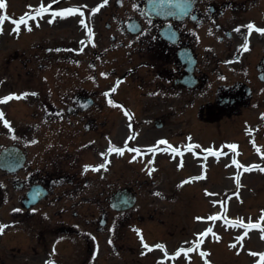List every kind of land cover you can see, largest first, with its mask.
<instances>
[{
  "label": "flooded vegetation",
  "instance_id": "1",
  "mask_svg": "<svg viewBox=\"0 0 264 264\" xmlns=\"http://www.w3.org/2000/svg\"><path fill=\"white\" fill-rule=\"evenodd\" d=\"M170 2L177 4L176 14L162 19L148 15V0H108L101 7L104 23L93 28L94 37L88 43L86 63L92 74L98 72L95 61L104 62L100 60L105 59L109 42H114L122 57L123 80L127 76L134 80L143 99H163L160 106H137L145 110L144 122L154 112L162 124L172 123V117L186 114L189 106H198L200 121L221 122L241 116L242 106H264V35L255 31L249 35L242 27L254 22L264 28V0H196L194 5L188 0ZM164 27L168 35H163ZM237 27L239 32L234 31ZM246 37L249 50L243 51L240 46ZM26 45L22 50L10 48L7 57L13 68L17 65L18 80L31 78L45 84V78L59 80L71 65L82 62L79 47L71 39L55 37L46 45L44 38H38ZM52 49H59V54H52ZM187 54L196 58L191 71L184 62ZM74 78L66 77L65 83L72 84ZM190 83L194 85H187ZM79 95L89 94L76 91L65 106L52 107L49 112L55 118H48L42 109L44 119L35 124L25 113L21 128L13 125L12 106H1L11 128L0 123V152L17 146L24 158L18 169L0 168V210L6 212V218L1 214L0 224L10 225L6 229L16 231L25 241L32 237V249L37 253L61 232L62 210L85 220L108 241L110 191L117 188L116 181H110L107 152L111 145L107 134L111 128L109 106H98L94 101L85 108ZM120 130H124V123ZM86 132L94 136L85 139L81 135ZM124 145L119 136L118 144L112 146ZM105 163L106 168L99 171L84 170L85 165ZM48 216L52 223L46 225ZM132 216H114V224H124Z\"/></svg>",
  "mask_w": 264,
  "mask_h": 264
},
{
  "label": "rangeland",
  "instance_id": "2",
  "mask_svg": "<svg viewBox=\"0 0 264 264\" xmlns=\"http://www.w3.org/2000/svg\"><path fill=\"white\" fill-rule=\"evenodd\" d=\"M51 1L52 0H6V5H7L6 9L0 10V14L4 12H10L17 17L20 15V13L29 9L26 6L31 5L33 6V9H34L38 7L41 3L45 4L47 2L51 4L52 3ZM95 1L96 0H82V1L80 0H74V1L61 0L60 3L55 5V8L56 7L57 8L71 7V4L81 8L82 13L85 15L83 20L88 25V27L94 28L93 26V23L95 22L94 15L96 14H92V9L98 6L97 4H95ZM97 1H100V0H97ZM86 2L88 5L86 4ZM80 13H78L79 14L78 17L77 16L74 17V21L70 20L73 18L74 15L68 16L66 18L67 21L65 22L63 21L55 25V27L54 26H51V27L41 26L40 28L36 27L33 33L27 31L26 29H23L22 32H19L16 36L21 38L22 40H27L31 35H32L31 40H36L38 38V35H41L42 38H44V41L46 40L47 42L53 41L55 37H61L62 39L66 38L69 40L72 39L76 43H81V41L86 42L87 39L89 38L87 28L82 26L79 22L75 21L76 18H82V15H80ZM4 23H7V22H4ZM96 23H97V27H101L102 22L100 20L98 21L97 17H96ZM6 26L7 28H9L7 24ZM7 37L8 36L2 39V44H0V76H2V74L6 72V69H7L6 61L8 60L7 57L10 56L9 51L5 53L6 42H9V40L6 41ZM22 40H18L13 44V45H16V48H18L19 50H22V48H27V45H24L25 41H22ZM81 48H83V51L81 52L85 53L86 47L83 46ZM33 50L34 49L32 47L29 48V51L31 52ZM115 54L119 56L117 52H115ZM13 71H14L15 79L17 80V73L19 72L17 69V65L13 68ZM134 74L132 75L134 76ZM104 80L105 81L109 80V77L108 76L105 77ZM132 82L133 84L135 83L134 80ZM14 86L17 87L15 88V90L27 88V86L23 87L24 85H21L19 87V85L15 83H14ZM102 87H105V85H102ZM130 90H131L130 87L126 85L121 90V92L116 96L117 99H121L125 101V97H126V101L130 103L131 105L135 106L137 105V101H139L142 106H151L149 97H147V100L143 99V102L141 101L140 90H138V92H136L135 95L129 94L128 92ZM256 97L261 98V95L260 96L257 95ZM155 104L156 106H159L158 101H155ZM15 106L16 108L17 106H25V103L19 102V104L17 103L15 104ZM109 106H111V104H109ZM134 106H131V108H135ZM248 107L250 109L244 110V117H245L244 119L248 120V122H251V123L255 122L254 119H255L256 114H259V116H262V114H264V106H254L253 108L251 106H248ZM149 117H154V115H151ZM13 119H14V122H16L17 120L18 124L21 125V119H22L21 111L17 113L16 110H14ZM237 120L238 119H234V121L232 122L228 121L220 125H222L224 129H229L230 127L234 125V122ZM193 121L196 123L195 120ZM239 126L242 127L241 125ZM192 127L193 126L188 124L185 127V129L192 128ZM185 129H183L184 132H185ZM169 130H171V127H168V126H165V128L163 129V131H169ZM175 130H179V128H175ZM219 130H220V127H217V126H214L213 129H204L201 132V137L203 141L208 142L211 138H216L219 134ZM235 130L236 131H234V136L238 137L239 130L237 129ZM258 134L264 140V131H262V134H260L259 132ZM226 138L232 139L229 136ZM246 147H247V150H245L246 154L249 155L247 160H253V161H256L257 163L259 162L261 164H264L263 162L264 158L263 159L262 157L258 158L257 156L252 154V151L249 148L250 146L248 145V143L246 144ZM161 162L164 163L163 160H161ZM224 163H225V160H224ZM173 164L176 166L175 160ZM187 164L188 166L184 168L182 172L178 171L179 175L178 174H174V175L181 178L182 176H185L186 174L194 173L195 170H192L191 167H195V164L192 165L190 160L188 161ZM219 172L220 174H215L216 172H213V169H206L204 177L202 179H197L198 180L197 182H194L190 185L189 190H188V193H189L188 199L191 200L190 218L188 217L187 219L188 228H185L183 230H186L189 233V235L192 234L193 230H198L196 229V227L197 228L199 227L200 229H207L209 226L213 225L215 229L221 230V237L223 238L222 240L223 242H221L219 245H213V246L209 245V247L213 251L210 259L213 262V264H233L238 261V258H234L231 261L232 256L230 252H226V250L225 252H222V249H224L226 245H229L230 240L236 236V233L234 232L235 227H232L229 223H228L229 228L224 227L223 223H221V226H219L218 222L216 223V220H209L207 218L210 216H217V215L221 216V213H224V211L222 212V209L220 212L221 203L222 205L227 206V208L229 207L227 214L221 216L226 220V222L240 220L246 214L249 216L256 215L260 210L264 209V175H263L264 171H261L259 169L257 170V173L254 174L253 170L251 171H245V169L241 170L242 176L246 177L245 182H247V184H245V186L248 189L246 190V192L244 189H241L239 187H235L232 185V181L229 177L230 173H228V171L226 172V171L220 170L218 171V173ZM199 173L200 172L198 170V173L195 176H197ZM135 177L139 178L140 180L145 178L143 173H140V174L133 173L132 174V171H129L125 173V176L114 177L113 179L117 182V185H123V184L134 183V180L132 179ZM173 181L175 180L173 179ZM146 182H150V181H146ZM248 183H250V185L252 186H249ZM147 188L148 186H144L141 190H137V195L139 199H143L144 201H146V206H149L148 200L156 199L157 196L154 194L156 190H150ZM162 188L163 187H161L160 189ZM249 190L251 191V193H249ZM164 192L166 191L164 190ZM185 192H186L185 190L180 191L177 198L183 199V195ZM241 197H244V201L242 203H236L234 201V198L235 200H238V198H241ZM181 201L178 203V205H176L180 213H181V210L183 211V209H185ZM153 205H154L153 203L150 204L148 208L150 211L153 209ZM163 209H165V207H163ZM175 209L176 208H174L173 210ZM159 210H160V206H159ZM140 211H143V209L141 208ZM192 215L194 216L199 215L200 217H203L205 219L196 221L197 223L196 224L197 226H196L195 222H192L193 220ZM214 223L216 224L214 225ZM122 231H123L122 240L120 242H116L118 246H121L123 241L125 242V244H128V243L133 244L131 240L132 234L130 233V230L127 229L126 227H123ZM181 232L177 234H180ZM7 236L11 237L12 233L8 232ZM179 237L180 236H167V239L170 242L169 245L171 246L175 245ZM63 240L64 241H63L62 248H59L58 251L54 252V253H57L56 255H48L47 259L45 260L43 264H46V261H49V260H52L54 264H82L80 263L81 258L87 260L86 254H84L86 253L85 252L86 247L84 250L81 247V250H79L78 252L75 251V247L83 246L80 244V242H84V243L86 242L83 238H74V236L70 235L66 237L65 239L63 238ZM216 246H219L218 250L216 249ZM100 247H101V251H104L103 253L108 254V255L107 256L103 255L100 259H103L104 262H101V263L97 262V264H120V261L118 259L119 257H122L125 260L130 261L131 263L132 261L141 262L143 264L162 263L159 261V257H160L159 252H155V256L153 255L154 254L153 253V254H146L147 256L145 257H141V258L138 257L137 255L138 251H143V250L140 248V246L138 247L137 244H135V249H132V250H135L133 253L123 252V251L120 252L119 249H113V248L106 250L107 247L104 244H102ZM116 250L118 251V254L117 252H115ZM221 252H222V255H221ZM3 253L8 258V260H11V259L15 260L13 264H22V262H24L23 260L22 261L19 260L20 254H18L17 252H11L10 249H6ZM51 253L53 252H48V253L46 252L45 254H51ZM79 253H81L82 256H85V257L79 258L78 257L79 255H76ZM26 257L28 258V255H26ZM29 259L31 260L30 257ZM40 260H34L33 262L30 261L29 264H40L41 263ZM178 263L183 264V261H179ZM5 264H9V262ZM191 264H198V263L195 260H193Z\"/></svg>",
  "mask_w": 264,
  "mask_h": 264
},
{
  "label": "snow or ice",
  "instance_id": "3",
  "mask_svg": "<svg viewBox=\"0 0 264 264\" xmlns=\"http://www.w3.org/2000/svg\"><path fill=\"white\" fill-rule=\"evenodd\" d=\"M195 2H196V0H188V3L190 5H194ZM52 3L53 4L54 3H58V0H52ZM107 3H108V0H102L101 4H99L96 8L92 9V13L95 14L96 12H98L100 10L101 7L105 6ZM6 6H7L6 5V0H0V10L6 9ZM133 7L137 8L138 6L134 4ZM28 8L30 9V11L25 12L18 19H14V18L8 16L6 12L4 14H0V34H3V25H4L5 21H10L14 25L12 31L17 33V34L20 32L22 25L25 26L27 31L31 32L32 31V27L29 25V20L35 21L37 19V17H43V15L45 13H48L50 11L51 4L45 6L43 3H41L38 7L34 8V9H33V6L29 5ZM78 11H79L78 9H73V8L62 9V10H59V11H52L51 15H52L53 19L49 20L48 22L52 23L53 20L56 17H60L62 19L63 18H67L68 16L75 15ZM80 15H83V13L81 12ZM192 18L196 19L195 16H193ZM79 23L82 26H84L85 28H87L88 35H89V38H90V41H91V37L93 36L91 28L88 27V25L85 23V21L83 19H81L79 21ZM149 23H150V21H149ZM36 26L39 27V24H37ZM133 27L138 28L137 25H133ZM242 27H245V28L248 29L249 35L253 31L258 32L261 35H264V28L257 27L254 22H249L247 25H244ZM234 31L239 32L240 31V27H237L236 29H234ZM81 43L83 44L84 42L81 41ZM240 47H241V49L243 51H248L249 50V44H248L247 37L245 38L244 43ZM57 51H59V49H57ZM81 51H83V48H81ZM101 75L103 76V75H106V74L105 73H101ZM261 79H264V75L261 76ZM118 83H120V82H118ZM111 91L115 92L116 88L113 87L111 89ZM262 91H264V90H262ZM28 95L35 96V95H37V93H34V92L33 93H23V94H20V95L10 94L9 96H6V97L0 99V103H7L9 100H12V99H22V98H24V97H26ZM105 95L107 96L108 94L105 93ZM109 103L111 104L112 101H109ZM125 115H129V113L126 112ZM262 118H264V114H262ZM0 120L3 121V123H4V125L6 127L11 128L10 122L4 119L3 112H0ZM13 138H15V137H13ZM130 138H132V137H130ZM33 143H35V141H33ZM158 145H167V147L165 149H163V151H168L169 149H171V151L173 153L180 154L179 150L177 148H174L165 139H161V140L157 141V146ZM157 146H153V147L149 148L148 151H150V152L157 151ZM126 147H127V145H125V148ZM199 147H200L199 145L188 144L187 145V151H192L193 148H199ZM228 147L233 149V150H235L237 146L235 144H232V145H228ZM125 148H116L115 146L110 145L108 150H107V152H109V153L110 152H116L119 155H123L124 151H125ZM127 150L128 151L137 152V153L140 152V149H127ZM205 151H207L209 155H214V156H219V155L222 154V153L214 151L212 149H206ZM101 155L102 156H106L107 153H102ZM134 159H135V157H134ZM233 163L237 164V167H243L242 165H239L236 161H233ZM106 166H107L106 163L105 164H101V165L96 166V167L90 166V165H85L84 166V170L88 171L89 169H92L94 171H99L101 168H106ZM258 167H259L258 165L248 166L247 168H245V171H251L254 168H258ZM260 170L264 171V168H261ZM149 175H151V171H149ZM199 178H202V177H198L197 179H199ZM236 180H237V184L239 185V178L237 177ZM187 182H189V181H185V183H187ZM0 186H2V185H0ZM157 195H159V193H157ZM13 211L14 212H19L20 209H13ZM33 211H35V209H33ZM221 218H222L221 216L217 215V216H210L207 219H209V220H217V219H221ZM196 219L198 221H200V220H204L205 218L197 217ZM260 220L264 221V214L261 215ZM228 223L232 227H241V228H244L246 230L260 229L261 232H262V237L261 238L264 239V228H261V224L260 223H247V224H245L243 222V220L229 221ZM8 227H10V225L0 224V235L4 234L5 229L8 228ZM137 232L139 233V230H137ZM210 234L211 235H215L213 233V230H212L211 227L205 229L201 233H198L197 236H196V240L195 241L185 242V243H191L192 244L191 247H188L186 249L184 247H181L180 249L177 250V252L174 255L175 256H180L182 253L184 255H187L188 253L197 251L199 249L200 245L204 242V239L207 236H209ZM246 236H247V231H245L243 235L237 237L236 239H237V241L242 242ZM216 239L219 240L220 237L217 236ZM141 240H142V243H143V238L142 237H141ZM109 243H111V240L109 241ZM143 246L145 248H148L149 251H151V248H149V246L147 244H143ZM155 247L164 248L163 245H159V244L156 245ZM231 247L235 248V247H237V245L236 244H232ZM54 251L55 250H53V254H54ZM249 254L252 255V256H259L260 257L259 264H264V253L250 252ZM200 255L203 257V256H206L207 253L200 252ZM46 264H54V262L52 260H49V261H46Z\"/></svg>",
  "mask_w": 264,
  "mask_h": 264
}]
</instances>
